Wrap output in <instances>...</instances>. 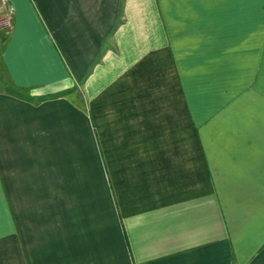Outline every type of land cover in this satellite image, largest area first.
I'll use <instances>...</instances> for the list:
<instances>
[{
  "label": "crops",
  "instance_id": "0c3cea01",
  "mask_svg": "<svg viewBox=\"0 0 264 264\" xmlns=\"http://www.w3.org/2000/svg\"><path fill=\"white\" fill-rule=\"evenodd\" d=\"M7 3L0 264H264L261 0Z\"/></svg>",
  "mask_w": 264,
  "mask_h": 264
},
{
  "label": "rangeland",
  "instance_id": "374dc122",
  "mask_svg": "<svg viewBox=\"0 0 264 264\" xmlns=\"http://www.w3.org/2000/svg\"><path fill=\"white\" fill-rule=\"evenodd\" d=\"M160 4L161 9L164 11V14L167 12H175L176 15L187 14V11L194 12L195 10L204 11L220 9L218 0H157ZM232 1V0H229ZM137 2V0H135ZM230 5V4H229ZM247 5V3H246ZM251 5V4H249ZM261 10L264 9V0H261ZM166 12V13H165ZM264 23V21H263Z\"/></svg>",
  "mask_w": 264,
  "mask_h": 264
},
{
  "label": "built area",
  "instance_id": "2783aa9c",
  "mask_svg": "<svg viewBox=\"0 0 264 264\" xmlns=\"http://www.w3.org/2000/svg\"><path fill=\"white\" fill-rule=\"evenodd\" d=\"M12 14L13 8L8 5L7 0H0V26L8 25Z\"/></svg>",
  "mask_w": 264,
  "mask_h": 264
}]
</instances>
